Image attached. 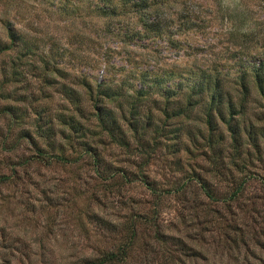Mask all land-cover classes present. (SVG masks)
Returning a JSON list of instances; mask_svg holds the SVG:
<instances>
[{
  "label": "rangeland",
  "instance_id": "374dc122",
  "mask_svg": "<svg viewBox=\"0 0 264 264\" xmlns=\"http://www.w3.org/2000/svg\"><path fill=\"white\" fill-rule=\"evenodd\" d=\"M194 1L192 5L200 14L193 21L198 26L196 30L175 36L181 46H171L158 39L147 44L141 42L142 47L133 43L125 47L116 38L96 31L98 26L92 22L84 28L81 19L69 25L71 19L46 14L37 20L38 35L53 37L58 45L74 52L61 64L68 75L85 74L97 80L111 74L104 69L105 59L115 66L113 70L123 67L136 73L170 66L189 67L194 62L198 65L214 60L223 62L233 49L236 51L241 46L264 53V9L261 8L264 5L258 0H244L245 9H249L244 13L246 18L235 20L241 31L252 32L237 39L238 45H234L229 35L228 19L214 11V2ZM223 3L235 5L236 0H223ZM209 7L213 10L210 14ZM123 73H113L114 79H122ZM128 73L125 78L132 77ZM130 79L138 86L136 79ZM40 85L29 74L22 82L9 83L4 88L26 95L25 101L18 100L16 94L7 99L0 97V109L4 105L18 107L16 114H0V175L8 177L7 183L0 184V264H91L86 259L104 250H116L122 229L136 217L141 219L139 223L134 221L138 237L126 260L119 264H264V187L261 183L264 180V107L261 100L254 96L247 99L240 124L242 145L234 148L230 135L220 127L225 139L219 159H254L244 169L250 178L242 193L230 197L231 188L217 184L221 201H213L191 182L186 201L177 195L165 194L156 205L154 195L138 181L111 190L86 165L33 160L37 159L34 156L37 147L44 145L42 138L33 132L34 107L44 106L47 116L59 107L58 93L51 87L47 90L51 97L37 102ZM250 123L252 130H248ZM59 137L56 135V142ZM98 149L103 159L119 169L135 171L136 164L145 159L115 143L100 144ZM161 151L151 158L157 160L146 168L149 178L160 181L164 173L171 174L161 165L159 159H167L164 150ZM180 154V159H204L199 155ZM66 155L67 159H74L70 150ZM232 172L238 174L234 169ZM211 181L215 183L214 179ZM196 210L198 218L193 216ZM218 216L224 219L222 227L217 222L214 224ZM171 235L183 241L184 250L172 243Z\"/></svg>",
  "mask_w": 264,
  "mask_h": 264
},
{
  "label": "trees",
  "instance_id": "16d2710c",
  "mask_svg": "<svg viewBox=\"0 0 264 264\" xmlns=\"http://www.w3.org/2000/svg\"><path fill=\"white\" fill-rule=\"evenodd\" d=\"M193 1L0 0V97L7 99L16 94L21 97L18 100L25 101L26 95L4 88L6 84L22 82L30 74L41 83L37 88V102L51 97L47 94L49 87L58 93L61 101L58 99L59 107L51 116L44 113V106L34 107L33 132L42 138L44 145L37 147L34 155L37 159L33 160L86 165L111 190L138 181L154 195L156 205L165 194L177 195L186 201V190L191 182L213 201L221 198L217 196V184L229 186L230 197L241 194L250 178L244 169L254 159H219L225 139L220 127L228 132L234 148L242 145L240 124L248 97L261 100L264 107V53L241 46L236 51L233 49L223 62L214 60L207 65L194 62L189 67L170 66L136 73L123 67L113 70L115 66L104 57V69L111 74L97 80L85 74L68 75L61 64L74 52L58 45L53 37L38 35L37 20L46 14L71 19L69 25L81 19L84 28L92 22L98 26L96 31L116 38L125 47L131 43L142 47L141 42L147 44L158 39L171 46H181L175 36L196 30L198 26L193 20L200 13L192 5ZM212 2L216 5L214 11L228 19L234 45H238L237 39L252 33L248 29L241 31L235 23L236 19L246 18L244 13L248 8L245 9L244 0H236L235 5H225L223 0ZM258 2L264 5V0ZM212 11L209 7V14ZM118 71L125 73L117 81L113 73ZM127 72L133 74L132 77L125 78ZM130 78L136 79L138 86ZM4 106L0 114L12 115L18 110L14 105ZM243 123L245 125V120ZM249 127L248 130H252L253 125L250 123ZM56 135L60 136L58 142ZM107 142L145 159L136 164L135 171L110 165L98 149V145ZM67 150L74 154V159H67ZM161 150L167 158L159 159L161 165L171 172L170 176L164 173L162 181L149 178L146 173V168L157 160L151 158ZM182 152L204 159H180ZM84 157L88 159H82ZM175 173L179 175L172 177ZM7 181V175H0V184ZM261 183L264 187V180ZM196 212L193 216L198 218ZM134 221L139 223L141 219L136 217ZM134 221L122 229L116 250H104L86 259V263H123L138 237ZM223 221L218 216L214 224L217 222L222 227ZM169 238L184 250L181 239L173 235Z\"/></svg>",
  "mask_w": 264,
  "mask_h": 264
}]
</instances>
